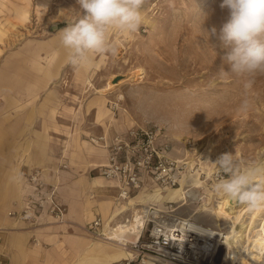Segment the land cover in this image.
Listing matches in <instances>:
<instances>
[{"label": "rangeland", "instance_id": "1", "mask_svg": "<svg viewBox=\"0 0 264 264\" xmlns=\"http://www.w3.org/2000/svg\"><path fill=\"white\" fill-rule=\"evenodd\" d=\"M221 4L222 0H145L139 30L133 34L110 30L109 40L117 54H91L88 76L95 90L118 78L102 93L109 100L105 104L112 116V120H103L115 127L148 124L160 128L173 146L169 156L185 166L182 183L173 187L181 189L179 197L163 200L161 194L135 208L161 207L166 202L179 205L185 188L199 184L205 198L178 207L177 213L206 227L227 225L226 233L231 221L218 210L223 195L213 190L218 179L214 162L225 153L235 154L242 165L264 162V74L257 75L252 88L246 90L244 81L228 72L222 61L225 50L211 34L213 28L218 34L229 19V10ZM77 12L83 14L77 0H0V66L26 59L39 60L47 68L50 61H60L58 75L43 96L54 92L60 99L58 112L64 130L69 122L93 119L98 108L95 90L79 76L82 66L69 63L59 40V31L76 22ZM246 97L252 108L241 112L239 106ZM170 189L156 185L144 193ZM85 236L132 251L128 245Z\"/></svg>", "mask_w": 264, "mask_h": 264}, {"label": "crops", "instance_id": "2", "mask_svg": "<svg viewBox=\"0 0 264 264\" xmlns=\"http://www.w3.org/2000/svg\"><path fill=\"white\" fill-rule=\"evenodd\" d=\"M49 64L46 68L39 60L20 59L0 66V227L6 230L0 243V264H114L128 258V253L87 238L85 224L99 217L106 231L120 224L136 205L148 202L149 195L157 193L160 198L162 194L163 200L168 199L169 194L163 193L172 189L145 194L148 187L134 198L118 197L117 183L98 173L107 162V150L89 138L111 137L128 126H110L103 120H112L105 104L109 100L92 87L98 103L93 119L69 122L62 129L60 99L54 92L43 96L62 64ZM57 129L68 133L62 135ZM62 163L69 169L51 173ZM33 168L48 170L46 178L56 185L58 198L67 208L66 224L35 230L7 216L8 211L18 209L25 191L23 177ZM33 236L42 246L31 242Z\"/></svg>", "mask_w": 264, "mask_h": 264}, {"label": "built area", "instance_id": "3", "mask_svg": "<svg viewBox=\"0 0 264 264\" xmlns=\"http://www.w3.org/2000/svg\"><path fill=\"white\" fill-rule=\"evenodd\" d=\"M116 106L113 104L112 108L116 109ZM89 141L106 148L107 162L98 168V173L104 179L117 183L118 197L122 200L148 186L157 185L167 189L180 186L183 181L182 170L185 166L169 156L173 146L164 138L161 129L154 125H133L111 137L91 136ZM66 168L67 164L62 163L51 173L59 174V171ZM47 172V169L33 168L24 175L25 191L17 204L18 209L8 211V217L26 223L35 230L52 224L62 226L67 223V208L58 198L56 185L48 182ZM196 173L197 176L200 175ZM197 186L185 188L179 205H174L176 202H166L161 207L141 206L138 209L142 222L140 233L134 242H126L133 257L123 259L119 264H223V248L217 247L211 257H206L192 247L195 237L191 235V231H194L192 227L197 225L204 228L203 223L177 213L178 207L201 202L205 198L202 186ZM130 220H133L131 215L126 216L122 222ZM218 225L225 232L227 225L219 223L205 229L218 228ZM112 227L110 228L113 229ZM84 228L89 236L121 243L107 239L108 235L99 217L85 224ZM5 231L0 227V243ZM31 242L35 246H42L34 236ZM124 243L123 241L122 244ZM127 245L124 247H128Z\"/></svg>", "mask_w": 264, "mask_h": 264}, {"label": "clouds", "instance_id": "4", "mask_svg": "<svg viewBox=\"0 0 264 264\" xmlns=\"http://www.w3.org/2000/svg\"><path fill=\"white\" fill-rule=\"evenodd\" d=\"M83 11L75 13V23L59 31V40L74 67L90 64L91 54H117L108 33L115 29L133 34L143 22L145 0H77ZM221 8L229 10V19L217 34L219 47L225 50L222 61L228 72L244 81L250 90L255 77L264 74V0H222ZM223 72V69H221ZM252 108L249 98L242 100L239 111ZM214 164L218 179L213 190L249 211L264 209V162L242 165L235 154L225 153ZM219 174H226L219 175Z\"/></svg>", "mask_w": 264, "mask_h": 264}, {"label": "bare ground", "instance_id": "5", "mask_svg": "<svg viewBox=\"0 0 264 264\" xmlns=\"http://www.w3.org/2000/svg\"><path fill=\"white\" fill-rule=\"evenodd\" d=\"M88 68V65L82 66L79 76L93 87L87 76ZM112 86H114L113 83H108L97 89V92L103 93ZM181 193L180 188H172L169 197L175 199ZM152 198L158 199L159 196L158 194L149 195L148 201ZM218 210L221 215L228 216L231 221V225L227 227L228 231L223 233L222 228L205 229L206 226L202 228L196 225L192 227L194 231H191V235L195 236L192 247L206 257H211L217 247L223 248L225 251L223 264H264V217H262L264 215L260 217L264 209L250 211L247 214L249 209L246 206L240 207L236 201L223 196L219 202ZM245 215L248 216L247 219L244 218ZM131 217L133 220L127 223L121 222L113 229L108 228L106 230L107 239L119 241L121 243H117V245L122 246H126L128 241L134 242L142 226L138 209H133ZM83 231L85 232V228ZM123 241L124 244H122ZM126 252L128 257H133L132 251Z\"/></svg>", "mask_w": 264, "mask_h": 264}, {"label": "water", "instance_id": "6", "mask_svg": "<svg viewBox=\"0 0 264 264\" xmlns=\"http://www.w3.org/2000/svg\"><path fill=\"white\" fill-rule=\"evenodd\" d=\"M118 81V78L113 79V83H116Z\"/></svg>", "mask_w": 264, "mask_h": 264}]
</instances>
